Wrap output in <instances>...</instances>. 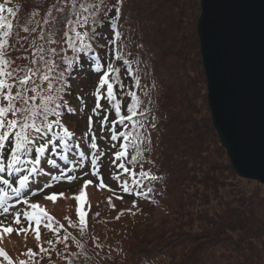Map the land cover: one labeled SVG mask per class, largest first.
Instances as JSON below:
<instances>
[{
	"label": "trees",
	"instance_id": "16d2710c",
	"mask_svg": "<svg viewBox=\"0 0 264 264\" xmlns=\"http://www.w3.org/2000/svg\"><path fill=\"white\" fill-rule=\"evenodd\" d=\"M100 3L101 0H0V4L5 6L0 16L11 20L14 25L9 38V44L14 47L7 51L8 57L15 61L12 68L34 67L31 60L35 58L38 61L35 67L46 70L43 60L39 59L43 55L45 60H54L58 70H62L61 57L72 56L71 50L61 52L65 47L60 39L62 31H66L63 23L65 14L72 17L82 11L80 4ZM104 3L107 7L100 13V18L94 23L90 18L88 26L79 29L96 33L93 49L77 53L80 61L71 74L70 89L66 94L61 93L63 102L75 110L74 114L65 112L63 123L75 134L73 139L79 140L86 155L91 151L88 147L91 136L85 139L84 133L89 130L88 117L96 106L94 93L100 77V73L90 67L93 51L99 53L102 62L111 59L109 21L116 15L112 7L116 0H104ZM8 7L14 12L9 13ZM199 14V0H123L119 28L123 36V53L131 64L132 74H126L127 66L122 61L113 62L114 67L120 69L124 83L123 90L116 86V97L122 102L125 115L131 103V97L125 94L129 90L139 97L140 111L147 108L146 117L136 118L145 124L140 135H146L150 140V143L139 145L142 154L138 159L144 170H150L160 179L144 181L145 188H152L146 196L122 190L123 179L129 180L128 187L132 188L130 178L118 167L121 161L113 162V153L120 150L123 138L111 139V122L117 119L114 102L110 104L107 99L100 100L102 108L99 116H92V131L108 144L97 152V155L101 151L108 154V166H104L102 172L98 168V175L91 172L83 177L78 170H73L68 173L76 177L71 182L67 179L51 181L50 176L44 173L57 175L66 163L49 149L41 158L39 176L32 180L20 199L25 195L32 196L28 198L29 203H38L55 218L52 221L55 231L42 224L40 239L37 240L33 222L32 230L25 237L27 250L17 259L9 240L2 235L0 249H4L15 264L21 261L28 264H264V185L237 174L212 125L196 30ZM56 17L59 18L58 24L55 23ZM45 21L53 23L46 24ZM25 27L30 31L25 32ZM3 34L4 30L0 29V38ZM50 48L57 50L55 57L48 53ZM40 49L44 50L43 53ZM85 76L92 79L93 88L84 122L81 100L77 97H81L78 91ZM136 78L139 79V87L135 85ZM201 79L204 88L202 101L199 98ZM37 83L41 81L37 80ZM43 87H47L46 82H43ZM17 90L12 89L13 92ZM83 105L87 107L84 99ZM106 111L110 113L109 123L102 129L100 122ZM153 124L155 127L151 126ZM121 130L123 126L116 125L115 131ZM128 151L129 157L125 162L139 172V163H130L135 151L131 147ZM51 159L57 163H48ZM0 176L11 179L6 173H0ZM100 177L107 187L99 186ZM107 178H112L115 187L109 185ZM85 181H92L88 188L96 186L113 195L121 192V196H133L137 204L135 207L85 211L86 202L82 208L87 224L82 229L79 217L63 216L49 205L62 203L67 198H70V203H76L75 196L81 191L88 192L84 186L77 189ZM49 182L54 186L31 194ZM40 192L46 196L51 193L64 195L55 203L49 201L43 205L40 199L44 194L39 195ZM24 209V204H17L14 212ZM12 226L28 228V222L23 218L20 225ZM65 235L69 237L67 246ZM58 239L60 243H56ZM97 244L101 247H96ZM41 246L46 251L41 252ZM29 249L37 255H27ZM0 264H8V261L0 257Z\"/></svg>",
	"mask_w": 264,
	"mask_h": 264
},
{
	"label": "snow or ice",
	"instance_id": "6c2138e0",
	"mask_svg": "<svg viewBox=\"0 0 264 264\" xmlns=\"http://www.w3.org/2000/svg\"><path fill=\"white\" fill-rule=\"evenodd\" d=\"M123 0H116V3L112 5L116 15L110 17L109 26L112 31V39L108 42V47L111 49V59L106 62H102L99 53L93 51L90 67L97 73H100L96 91L94 93L96 97V106L91 110L92 115L88 117V131L84 133V138L87 139L91 136V142L88 147L90 153L85 154L81 149L79 140H74V133L63 123V116L65 112L74 114L75 110L67 106L62 99L61 93H67L70 89V77L73 71H75L80 56L77 53L83 54L89 49H93L95 32L91 34L88 31H80V28L88 26L90 18L93 23L96 19L100 18V13L107 7L104 0H101L99 5L97 4H80L79 8L82 11L74 13L72 17H69L67 13L64 16V27L66 31H62L60 39L65 45L61 48L62 53H66L71 50L72 56L66 55L61 57L62 70H58L59 66L55 64V61L45 60L44 56H40V60H43L46 70H42L35 65L38 63L37 59L33 58L31 63L34 67L31 68H12V64L15 62L7 55V51L10 47H14L9 44V38L13 31V22L6 20L3 16H0V29L4 30L3 37L0 38V173H6L7 177L0 176V215H7L11 213V209L15 206L9 201L14 197L16 198V204H24L23 210L24 219L28 222V228L13 227L12 224H21L20 210L16 211L12 224L6 226L4 220H0V238L2 234H11L16 232L27 233L32 230V224L35 222V235L36 239H40V227L43 224L51 231H55L52 221V217L47 210L38 203H29L27 195L21 200V196L26 188H29L33 179L39 176L41 171V158L44 157L49 149L59 156L60 160L66 163V167L63 170H59L57 175H53L51 172H45V175L50 176L51 181L59 182L60 180L67 179L69 182L76 179L75 176L68 173L75 170L85 161H91V169L94 175H98V161L102 158L103 153L97 155L99 146L96 142L95 133L92 131L93 120L92 116H99L102 105L100 100L107 99L111 104L114 102V111L117 119L111 122L112 132L111 139L118 140L123 138L120 150L113 153V162L121 161L118 167L128 175L130 178L132 188L129 189V180H124L121 183V188L124 192L135 194L136 196H146L148 192L152 191L151 187L145 188L144 181H156L160 179L157 175L150 170H144L143 163L139 162V156L142 154L139 145L145 142L150 143L148 137L141 136L140 130L145 127L143 120L137 121V117L144 118L147 115V108L140 111L141 101L136 92L129 90L125 94L131 97V103L128 105L126 111L127 115L122 113V102L116 97V86L119 85L120 89H124L123 80L120 78V69L114 67V61H122L126 65V74H132L131 64L128 59L125 58L123 53V45L121 41L123 39L122 33L119 28V17L121 15V7ZM72 7H75L73 5ZM5 10V6L0 4V12ZM55 10H59L56 8ZM9 13H13L14 10L11 7L7 8ZM45 23H53V21H45ZM55 23H59V18H55ZM35 29H32L34 31ZM25 32H29L28 27L24 28ZM55 31V27L53 28ZM101 47H104L101 45ZM43 53V49H40ZM48 53L55 57L57 50L50 48ZM106 65V66H105ZM23 72V75L20 73ZM40 80L41 83H37ZM43 82L47 83V87H43ZM135 85L139 87V79H135ZM17 88L16 92L12 89ZM103 90V91H101ZM32 93V95H29ZM46 93V94H45ZM81 100V110H83V99ZM108 113L106 111L104 118L101 120V128L103 129L108 125ZM127 122V123H126ZM116 125L123 126V130L116 132ZM155 127V125H151ZM115 147V145H113ZM133 148L135 155L131 157L130 163L135 165L139 163L140 171L137 172L135 167H129L125 161L129 157V148ZM59 149V151H57ZM33 153L36 154L35 158ZM70 156L74 157L70 159ZM50 164H56L55 159L47 161ZM87 175V173H85ZM119 178V177H117ZM100 187H107L103 184V178L100 177ZM92 181H85L84 188H87ZM54 186L51 182L46 183L44 188ZM44 188L37 189L32 195L37 194L39 191H43ZM63 193H51L45 196V199L51 200L53 203L59 197H63ZM75 199L81 205L78 209V215L82 229L86 227V213L83 211L82 206L87 202V194L84 191ZM122 199V197H120ZM135 201L133 207H135ZM114 207V205H113ZM98 215V214H97ZM119 218V217H117ZM47 221V222H46ZM63 228V225H60ZM69 239L68 235L64 236V242L66 244ZM52 244V241H48ZM56 243H60L58 239ZM67 246V244H66ZM80 247H83L80 245ZM96 247L100 248L101 245L97 244ZM40 251H46L43 246L40 247ZM27 255L35 257L37 253L29 249ZM0 257H3L8 261V264H15L11 257L4 249H0ZM20 264H28L27 261H21Z\"/></svg>",
	"mask_w": 264,
	"mask_h": 264
},
{
	"label": "water",
	"instance_id": "95a60500",
	"mask_svg": "<svg viewBox=\"0 0 264 264\" xmlns=\"http://www.w3.org/2000/svg\"><path fill=\"white\" fill-rule=\"evenodd\" d=\"M212 125L232 167L264 185V0H199Z\"/></svg>",
	"mask_w": 264,
	"mask_h": 264
},
{
	"label": "rangeland",
	"instance_id": "374dc122",
	"mask_svg": "<svg viewBox=\"0 0 264 264\" xmlns=\"http://www.w3.org/2000/svg\"><path fill=\"white\" fill-rule=\"evenodd\" d=\"M87 87L88 86V81L84 80L83 81V85ZM200 90H199V98L202 101V98L204 97V88H202V79H201V83H200ZM205 89H206V81H205ZM80 91V95H82V98L86 101V105L87 107L84 108V112H83V116L82 119L83 121L86 120V115L85 113L88 111L89 107H88V103H89V98L90 96L87 94H85L81 89H79ZM207 92V89H206ZM205 92V97H206V101H207V95ZM194 94V93H193ZM200 103V102H199ZM81 108V106H80ZM85 122V121H84ZM99 144L105 146L106 143L103 139L99 140ZM106 159L101 160V164H103V166L105 165ZM104 168V167H103ZM109 185L112 187H115V185L112 182V178H107ZM124 181V179H123ZM122 183V182H121ZM84 185H81L79 187H77V189H81ZM88 188V187H87ZM93 188V189H92ZM92 188H88V192H87V196H88V201L86 204V207L84 208V210L86 211L88 210H93L95 208H100L101 210H112L114 208H118V207H127V206H133V202L135 201V205L137 204V201L135 200V198L133 196H128V195H122L121 192H118L120 194H116L113 195L111 193H106L105 191H101L100 189H98L96 186H92ZM46 196V195H45ZM45 196H43L40 200H41V204H47L49 201L51 200H47L45 199ZM120 197H122V199H120ZM78 202V201H77ZM76 203H70V198H67L65 201H63L62 203H57L55 205H49L52 206L53 208L57 209V212L60 213L61 215L65 216H71V217H79L78 216V205ZM114 205V207H113ZM155 214H161L160 212H155ZM4 218H1V220H4ZM7 223V222H6ZM22 228H27V227H22ZM27 233H21L20 235L17 234L16 232L9 234H2L5 238H7L9 240V245L13 251L14 257L15 259H17L20 255H23L25 252V250H27L26 246H25V237H26ZM32 238V237H30Z\"/></svg>",
	"mask_w": 264,
	"mask_h": 264
}]
</instances>
